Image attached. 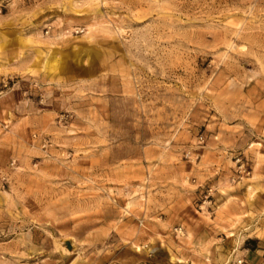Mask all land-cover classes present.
<instances>
[{
    "label": "rangeland",
    "instance_id": "1",
    "mask_svg": "<svg viewBox=\"0 0 264 264\" xmlns=\"http://www.w3.org/2000/svg\"><path fill=\"white\" fill-rule=\"evenodd\" d=\"M0 264H264V0H0Z\"/></svg>",
    "mask_w": 264,
    "mask_h": 264
}]
</instances>
